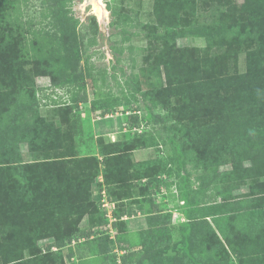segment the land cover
I'll use <instances>...</instances> for the list:
<instances>
[{
  "label": "rangeland",
  "instance_id": "374dc122",
  "mask_svg": "<svg viewBox=\"0 0 264 264\" xmlns=\"http://www.w3.org/2000/svg\"><path fill=\"white\" fill-rule=\"evenodd\" d=\"M86 1L52 7L74 49L66 68L47 32L53 1L0 0V264H183L184 195L200 217L190 237L199 264H264V93L235 141L160 76L164 59L186 53L229 68L237 58L245 72L258 43L232 45L227 28L251 37L264 0H183L173 32L155 0H103L104 20ZM75 92L87 97L78 106ZM183 112L208 130L203 151L182 136ZM141 213L154 226L120 220Z\"/></svg>",
  "mask_w": 264,
  "mask_h": 264
},
{
  "label": "trees",
  "instance_id": "16d2710c",
  "mask_svg": "<svg viewBox=\"0 0 264 264\" xmlns=\"http://www.w3.org/2000/svg\"><path fill=\"white\" fill-rule=\"evenodd\" d=\"M50 3V10L48 16L53 23L56 22V14L52 11V7L59 5L56 1L52 0ZM249 1L250 0H246ZM155 0V11L158 18V23L161 28L166 31H174L178 28L176 22L177 14L180 13L184 8V1H167ZM62 3V2H61ZM1 4V2H0ZM264 5V2L262 3ZM167 5V6H166ZM189 5V4H188ZM223 9H218L219 19L225 21L227 14L224 11L226 4H222ZM215 12L218 10L215 9ZM46 15V14H45ZM259 22L252 25L253 31L251 37L247 39L242 38V34L237 33L233 29V25L227 28V35L231 40L235 34L238 38L231 41L232 45H240L246 42L250 45V40H256L258 48L250 50L247 56V69L245 72L238 70L237 58L233 63V67L229 68L220 61L219 57L205 58V59H193L187 53L180 60L174 58L164 59V71L160 72V76L164 75L168 83V90L172 93L180 95L184 98H189L196 104L200 111L216 118L219 127H229L232 129L234 136L231 138L235 141L238 133L244 128V124L251 125L256 123L259 118L258 111L260 109L256 102V96L264 93V17L260 14L257 15ZM16 24L22 27L24 25V19L21 15H16L13 19ZM57 20H59L57 18ZM53 37L55 41L59 43L61 48L62 61L61 65L66 68H70L73 65V52L72 41L69 36V31L58 28L56 23L52 30L47 31ZM235 38V37H234ZM241 38V39H240ZM188 52V51H187ZM86 82L80 84L79 89H85ZM165 91V90H164ZM263 97V96H262ZM86 95L78 97L75 92L72 100L78 106L80 102L86 101ZM250 99L252 100V104ZM255 102V103H254ZM248 105V107L246 106ZM263 118H264V114ZM145 118V117H144ZM146 119V118H145ZM182 119V121H181ZM188 117L186 112L180 113L179 115V129L182 136L186 141L192 145L195 149L203 151V148L207 146L209 138L208 130L206 127L201 129L192 123H188ZM236 135V136H235ZM150 180V179H149ZM152 184V180L146 185ZM185 193V192H184ZM185 201L183 214L186 217V221L182 222L185 236V262L183 264H199L197 257L195 258L190 248V237L191 232L195 227V220L198 221L200 217H195V212L190 209L191 201L187 195L182 196ZM189 206V208L187 207ZM160 212V211H159ZM149 226H154L152 213H147ZM154 214V213H153ZM171 214H168L167 219L170 220ZM204 218L212 217L215 224H219L223 219V216L215 214L202 215ZM122 220V218L120 219ZM159 224V222H157ZM156 224V225H157ZM167 232V231H166ZM162 231L163 234L166 233ZM89 235L87 233H82ZM90 236V235H89ZM88 236V237H89ZM170 236V234H169ZM171 237V236H170ZM200 238V237H199ZM61 248L63 244L56 242L55 244L48 245V249L53 247ZM128 250V248H126ZM85 252L82 250L78 251L79 258H84ZM128 254V253H127ZM127 256L123 255L124 262L127 261Z\"/></svg>",
  "mask_w": 264,
  "mask_h": 264
},
{
  "label": "crops",
  "instance_id": "0c3cea01",
  "mask_svg": "<svg viewBox=\"0 0 264 264\" xmlns=\"http://www.w3.org/2000/svg\"><path fill=\"white\" fill-rule=\"evenodd\" d=\"M148 214L147 213H141L140 216H128L125 215L122 220H128V224L129 225H133L137 228L141 229H145L149 227V222H148ZM133 217L136 219H133Z\"/></svg>",
  "mask_w": 264,
  "mask_h": 264
},
{
  "label": "bare ground",
  "instance_id": "6f19581e",
  "mask_svg": "<svg viewBox=\"0 0 264 264\" xmlns=\"http://www.w3.org/2000/svg\"><path fill=\"white\" fill-rule=\"evenodd\" d=\"M86 2L92 5L94 13L97 14L99 19L104 20L108 18V11L103 0H87Z\"/></svg>",
  "mask_w": 264,
  "mask_h": 264
}]
</instances>
